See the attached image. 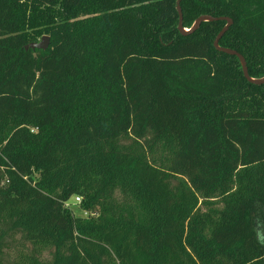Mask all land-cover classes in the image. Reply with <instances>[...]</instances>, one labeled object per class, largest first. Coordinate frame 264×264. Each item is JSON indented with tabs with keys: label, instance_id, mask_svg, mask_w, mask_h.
Wrapping results in <instances>:
<instances>
[{
	"label": "trees",
	"instance_id": "1",
	"mask_svg": "<svg viewBox=\"0 0 264 264\" xmlns=\"http://www.w3.org/2000/svg\"><path fill=\"white\" fill-rule=\"evenodd\" d=\"M180 6L188 31L231 19L219 46L264 77V0ZM225 25L0 0V264H264V84L215 48Z\"/></svg>",
	"mask_w": 264,
	"mask_h": 264
},
{
	"label": "water",
	"instance_id": "2",
	"mask_svg": "<svg viewBox=\"0 0 264 264\" xmlns=\"http://www.w3.org/2000/svg\"><path fill=\"white\" fill-rule=\"evenodd\" d=\"M182 0H177V11H178V14H179V26H178V30L180 31L181 34H189L191 32H194L195 30H197L200 25L204 22H213V21H225L226 22V25L225 27L222 29V31L219 33V35L216 37L215 41H214V46L215 48L222 52V53H225L229 56H235L239 59L240 63H241V66H242V70H243V73H244V76L245 78L250 81L251 83H254L256 85H262L264 84V77L261 78V79H253L249 76V73H248V68H247V64H246V61L244 59V57L242 55H240L237 51L235 50H232V49H228V48H222L219 46V42L221 40V38L223 37V35L227 32V30L230 28V26L232 25V20L229 19V18H225V17H222V18H214V17H211V16H201L199 17L195 22L194 24L192 25L190 31L186 30L184 27H183V15H182V9H181V6H180V3H181ZM49 43H50V40H49V37L47 36H44L42 37L41 41L38 42V43H32L28 46L25 47L26 50L28 49H32V50H47L48 47H49Z\"/></svg>",
	"mask_w": 264,
	"mask_h": 264
},
{
	"label": "rangeland",
	"instance_id": "3",
	"mask_svg": "<svg viewBox=\"0 0 264 264\" xmlns=\"http://www.w3.org/2000/svg\"><path fill=\"white\" fill-rule=\"evenodd\" d=\"M41 40H39L40 42ZM38 43V42H37ZM79 205L78 202L74 201L73 199L71 200V202H69L68 206L70 208V210L73 212L74 215L76 216H82V217H86L87 216V213L83 212L80 208H79ZM257 231H258V234L259 235H263V230H262V227H263V224H264V220L262 221H258L257 222ZM263 239V238H262Z\"/></svg>",
	"mask_w": 264,
	"mask_h": 264
},
{
	"label": "built area",
	"instance_id": "4",
	"mask_svg": "<svg viewBox=\"0 0 264 264\" xmlns=\"http://www.w3.org/2000/svg\"><path fill=\"white\" fill-rule=\"evenodd\" d=\"M75 200H76V202L80 203V198L79 197H77Z\"/></svg>",
	"mask_w": 264,
	"mask_h": 264
}]
</instances>
